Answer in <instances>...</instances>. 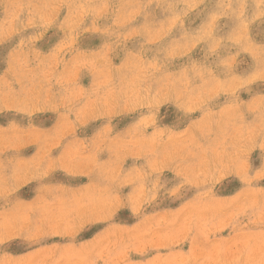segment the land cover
Wrapping results in <instances>:
<instances>
[{
  "label": "rangeland",
  "instance_id": "1",
  "mask_svg": "<svg viewBox=\"0 0 264 264\" xmlns=\"http://www.w3.org/2000/svg\"><path fill=\"white\" fill-rule=\"evenodd\" d=\"M0 264H264V0H0Z\"/></svg>",
  "mask_w": 264,
  "mask_h": 264
}]
</instances>
